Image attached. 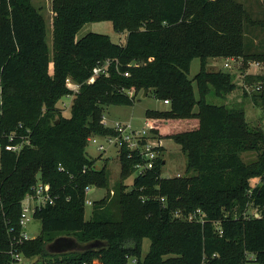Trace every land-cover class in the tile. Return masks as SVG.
<instances>
[{
    "label": "trees",
    "instance_id": "obj_1",
    "mask_svg": "<svg viewBox=\"0 0 264 264\" xmlns=\"http://www.w3.org/2000/svg\"><path fill=\"white\" fill-rule=\"evenodd\" d=\"M53 10L51 50L32 0H0V264L12 261L14 243L49 264H264V128L252 126L242 107L207 101L210 92L225 97L237 87L231 71L208 70L210 59L264 65L260 44L246 41L252 28L264 29V18L242 0H53ZM102 20L126 31L125 42L99 32L78 37ZM194 58L202 64L192 79ZM107 62L109 76L93 78ZM68 78L81 87L65 116L58 104L71 95ZM144 90L168 100V109L148 110L147 118L158 138L181 145L187 173L195 174L162 177L161 157L129 190L123 181L137 161L123 151L122 180L87 219V187L108 185L106 167L94 169L88 139L113 132L103 124L105 106L133 105ZM252 100L264 110V86ZM8 143L23 146L12 151ZM250 149L261 151L254 163L242 158ZM40 181L55 203L36 209L42 231L20 242L24 200ZM62 235L100 245L50 254L48 244ZM145 238L151 244L143 255Z\"/></svg>",
    "mask_w": 264,
    "mask_h": 264
},
{
    "label": "rangeland",
    "instance_id": "obj_2",
    "mask_svg": "<svg viewBox=\"0 0 264 264\" xmlns=\"http://www.w3.org/2000/svg\"><path fill=\"white\" fill-rule=\"evenodd\" d=\"M253 14V16L258 18H264V0H242ZM32 2L37 6L42 12L47 23V41L50 49L53 48V20H54V10H53V0H32ZM89 32H99L110 35L113 41L117 43L125 42L126 31L118 32L114 29L113 23L109 20H102L97 22L87 23L78 33V37H82ZM246 41L251 43L254 41L256 44H260L261 49L264 50V29L261 27H254L252 31L246 38ZM213 59L209 60L208 70L217 71H231L234 74V82L237 87L231 90L225 97H218L214 92H210L207 96V101L218 105H227L229 107L239 106L245 110L246 120L252 126H261L264 128V110L255 105L252 100V95L258 93V74L264 72V65L260 67L249 65L242 58L238 62L225 59L220 57L212 63ZM228 62L231 68L225 67V63ZM212 63V65H211ZM202 60L200 58H194L190 69V78H194L195 75L201 69ZM247 75L249 78L246 80L244 77ZM246 80V81H245ZM194 88L198 95V88L196 82L194 81ZM248 95L245 94V91ZM73 97L65 96L60 101L58 106L63 108V114L65 116H70L71 114V104ZM0 104H1V89H0ZM169 108V105L164 102L163 99L155 97L152 93L143 97V92L139 94L135 103L133 105L126 104H110L105 106V115L110 119V123L113 124L115 120H122L126 122H131L135 127H142L147 119L148 110L162 111ZM163 151L162 157L167 160L162 167V177H176L181 175H186L187 173V159L185 154L181 149V145L172 137H163ZM1 152V145H0ZM87 152L89 156L96 159V165L99 168L106 167L108 174V185H92L89 192L87 193V199L93 201H101L104 197L108 195L109 192L116 190L117 185L120 183L122 164L117 152V148L111 146L108 147L106 151L99 152L93 144H88ZM261 151L258 149H250L242 154L244 161L248 163H254L260 158ZM100 156V157H99ZM1 166V163H0ZM195 174L193 171L187 173L188 176ZM138 174L134 172L129 177H127L123 182L128 186L130 190L133 188L134 179ZM259 182V178L252 181L254 186ZM29 201L25 202L27 206ZM94 205V204H93ZM93 205H86L85 216L87 219L91 218ZM254 212L257 214V207H253ZM30 220L23 226L29 238L37 237L42 231V222L40 219L34 217V212H29ZM150 239L145 238L143 240L142 254L146 255L150 249ZM25 255V254H24ZM51 259V258H50ZM47 256H43L41 259L36 260L25 256L27 264H49L51 262ZM17 264V263H13ZM129 264H135L133 259H130Z\"/></svg>",
    "mask_w": 264,
    "mask_h": 264
},
{
    "label": "built area",
    "instance_id": "obj_3",
    "mask_svg": "<svg viewBox=\"0 0 264 264\" xmlns=\"http://www.w3.org/2000/svg\"><path fill=\"white\" fill-rule=\"evenodd\" d=\"M229 60L238 62V58H229ZM249 65H254L260 67L262 63L259 61H249ZM109 62L104 65L97 66L94 69L93 78L100 75L109 76L110 72L108 69ZM225 67L231 68L228 62L225 63ZM125 75L129 76V72H125ZM67 86L71 89V97H74L80 90L81 84L73 80L72 78L67 79ZM264 86V80L258 83L257 89L261 90ZM132 93V91H131ZM165 102H168L166 100ZM103 124L112 128L113 132L110 134H99L89 137V143L93 144L99 152H104L108 147L117 148V152L122 154L123 151L127 153V156L131 159H135L137 163L135 164V172L139 174H144L149 170L156 167L157 161L162 157L161 148H163L162 140L156 136L152 131L153 121L152 119H147L146 123L142 127H135L131 122H126L122 120H115L113 124L107 122L106 117L103 118ZM15 133L10 136V140H13ZM22 144H12L8 143L6 149L12 151H19L22 148ZM91 187H87L86 193L89 192ZM164 201L165 199L162 198ZM29 201L26 206L25 202ZM55 203V197L50 190V186L38 182L34 187V193L26 196L24 200V205L21 212L20 223L24 226L27 221L30 220L29 212L33 211L35 213L36 209L41 208L45 204ZM86 205H93L94 202L87 199L85 200ZM200 212V210H198ZM176 216H182L180 211L175 213ZM194 214L190 216L193 218ZM24 239H30L26 232H22V238L19 240L22 242ZM12 257V261L9 264H27L25 260L24 252L19 247H16L15 243L12 249L9 251ZM84 264H100L99 261L94 260L92 263Z\"/></svg>",
    "mask_w": 264,
    "mask_h": 264
},
{
    "label": "water",
    "instance_id": "obj_4",
    "mask_svg": "<svg viewBox=\"0 0 264 264\" xmlns=\"http://www.w3.org/2000/svg\"><path fill=\"white\" fill-rule=\"evenodd\" d=\"M149 94V90H144L143 97H146ZM59 122V119L56 121ZM95 170H100L101 168L94 165ZM259 216V213H257ZM99 242H90V243H81L74 236L62 235L58 236L54 241L48 244L47 251L50 254H66L71 252L81 251L87 248H96L99 247ZM36 260L41 259L40 256L34 258Z\"/></svg>",
    "mask_w": 264,
    "mask_h": 264
},
{
    "label": "crops",
    "instance_id": "obj_5",
    "mask_svg": "<svg viewBox=\"0 0 264 264\" xmlns=\"http://www.w3.org/2000/svg\"><path fill=\"white\" fill-rule=\"evenodd\" d=\"M217 59H218V58H214V59L212 60V61H213L212 63H215V61H217ZM212 63H211V65H212ZM208 66H209V65H208ZM105 117H106V119H107V122H108L109 124H111V123H110V119H109V117H108L107 115H105ZM147 119H149V118H147ZM147 119H146V120H147ZM145 123H146V121H145ZM144 125H145V124H144ZM160 139H161V138H160ZM161 140H162V139H161ZM90 144H91V143H90ZM162 144H163V143H162ZM118 155H119V158H120L121 155H120L119 152H118ZM166 162H167V160L164 158L163 163L165 164ZM113 192H114V191H112V192H110V193L113 194ZM33 259H34V258H33ZM96 261H99V260H96ZM99 263L101 264L100 261H99Z\"/></svg>",
    "mask_w": 264,
    "mask_h": 264
}]
</instances>
